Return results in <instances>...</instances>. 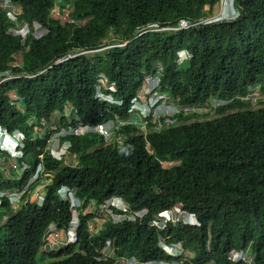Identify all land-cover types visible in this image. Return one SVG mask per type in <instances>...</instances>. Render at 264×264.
I'll return each instance as SVG.
<instances>
[{
	"label": "trees",
	"instance_id": "obj_1",
	"mask_svg": "<svg viewBox=\"0 0 264 264\" xmlns=\"http://www.w3.org/2000/svg\"><path fill=\"white\" fill-rule=\"evenodd\" d=\"M4 1L0 126L24 139L16 158L0 149V264H126L127 258L264 264V96L245 99L254 86L264 94V0H234L237 18L211 22L203 20L220 0H10L13 7ZM36 23L45 30L40 37ZM24 24L26 35L19 32ZM182 50L190 56L180 61ZM100 74L114 85L102 90L121 104L96 95ZM149 75L159 76L157 91L176 104H207L210 111L134 122L131 106ZM109 119L110 138L69 134L60 139L69 143L61 158L48 150L54 126ZM39 164L43 171L33 179ZM62 185L81 201L76 237L46 249L49 226L66 231L74 217L71 199L58 192ZM25 187L15 205L10 193ZM39 187L41 204L33 198ZM112 197L128 206H110L125 214L120 221L98 214L107 213L103 205ZM179 205L199 224L151 223ZM161 237L183 252H166ZM234 251H245L251 262L233 260ZM40 252L51 260L38 261Z\"/></svg>",
	"mask_w": 264,
	"mask_h": 264
},
{
	"label": "rangeland",
	"instance_id": "obj_2",
	"mask_svg": "<svg viewBox=\"0 0 264 264\" xmlns=\"http://www.w3.org/2000/svg\"><path fill=\"white\" fill-rule=\"evenodd\" d=\"M208 6L206 7V10H208ZM222 9V1L220 0L213 8V13L211 15V18H214V17H218V15L220 14V10ZM19 10V8H16L14 11L17 12ZM57 10V7L54 8L53 12H55ZM68 11V10H67ZM67 11L64 13V14H61V17L62 18H66L67 17ZM58 11H56L55 13L57 14ZM161 28H157V30H160ZM163 30V29H161ZM90 53H94V52H90ZM184 53L185 50H182L180 51V54H181V57H180V61L183 59L184 57ZM19 63H21L20 59H18ZM0 83H1V80H0ZM109 82H105V84H108ZM152 92V83H151V79L150 77L148 78V76L146 77V80H145V83H144V91L143 92H139V96L138 98L135 99L134 101V110H132V118L131 120H133L134 122L140 124V125H145L146 121H144V115L147 116L149 115L150 113L152 115L155 116H161L165 113H175V112H179L181 110H183L185 113H189V112H192V111H199V112H202V113H205V112H208L210 111V108L207 104H203L201 106H183V105H178V104H175V101L173 100L172 97H166L164 96L163 93L161 94H153L151 93ZM149 94V95H148ZM262 96H264V94H262L261 92H259L258 90V86H254L252 88L249 89L248 91V94L247 96H245V99H252V101H257L258 99H260ZM13 97H15L13 95ZM213 104H216V103H221L220 100H212ZM21 109L23 108L24 109V106L23 104L20 105ZM135 109H138L140 112H137V110ZM66 110L69 112L70 111V105H67L66 106ZM212 113V111H211ZM142 117H141V116ZM53 130L51 131V139H50V150L55 153L56 155H59L61 152H64V149L66 148L67 146V143L65 144H61L60 147H58L59 145V139L58 137H60V135H62L63 132H65L63 130V128L60 129V131H57L56 130V126H54L52 128ZM50 132V131H49ZM48 131H46L45 133H49ZM18 135L21 136V133H19ZM0 138H2V136H0ZM58 148V149H57ZM57 149V150H56ZM14 153V152H13ZM72 161H74L75 163V160L73 159ZM9 163L10 164H17V162L10 158L9 159ZM174 163H177V162H174ZM173 163V164H174ZM165 164H172V163H165ZM19 173H21L19 170H18ZM4 173L6 176H8V171L5 169L4 167ZM34 178V177H33ZM45 180V179H44ZM41 187H39L38 189L35 190L34 192V195H33V198L35 199L36 198V194L37 192H41ZM22 193L21 190L19 189H16V191L14 192H11V198H12V201L13 203L15 204L17 201H18V197L20 196V194ZM1 194V193H0ZM13 204V205H14ZM16 205V204H15ZM125 207H128V206H125ZM176 207H181L180 205L179 206H176ZM103 209H106L107 210V213H104V211L102 212V210H99L98 211V214H102V217L103 216H106L109 212H110V209L108 208H105V206L103 205ZM175 210V208H174ZM118 215V214H117ZM159 216V215H158ZM172 217V215H170ZM102 217H98L99 220H97L100 224V220ZM117 217H120V215H118ZM160 218V217H159ZM4 219H7V216L4 218ZM75 224L73 226H76L77 225V220L74 221ZM153 222V221H152ZM154 223L158 224V221H154ZM164 222L163 224H159L161 225V227H165L164 226ZM155 225V224H153ZM71 231L75 232L74 229H71ZM69 233V231H68ZM64 229H54L53 233L49 234V231L46 232L45 234V239L47 240V244H45L44 247H46V249H58L60 248L61 246L63 245H66L68 243V240L70 239V235L71 233L68 234ZM73 236L75 237V233L73 234ZM72 239V238H71ZM163 239H165V237H163ZM111 247L108 246L106 247V249L104 250V252L109 255L111 253ZM174 253H170L172 255H178L180 253H182V249H179V251L176 252V250H173ZM188 254V252H187ZM189 254L192 256L193 253L189 252ZM37 260L38 261H50L51 258L47 255H43L42 252H40L37 256ZM242 260V259H241ZM249 262H251V257L248 258ZM163 261V260H162ZM160 264H168L166 262H160Z\"/></svg>",
	"mask_w": 264,
	"mask_h": 264
},
{
	"label": "built area",
	"instance_id": "obj_3",
	"mask_svg": "<svg viewBox=\"0 0 264 264\" xmlns=\"http://www.w3.org/2000/svg\"><path fill=\"white\" fill-rule=\"evenodd\" d=\"M221 1H222V9L220 10V14L218 15V17H214V18L208 17L205 20H203L204 22H211L213 20H215V21H217V20L230 21V20H234L235 18H237L240 15L239 10L235 7L234 0H221ZM4 6L5 7H13L11 2H10V0H5ZM14 10L10 11L11 12L10 13V17L14 21H17V14L18 13L15 12ZM195 24H198V23H195ZM183 26H189V25L187 23H184ZM161 29H163V28H161ZM28 31H29V27H28L27 24H24L23 27L19 30V32L22 33L23 35H26ZM44 31L45 30H43V28L41 27L40 24L36 23L34 25V35L36 37H40L43 34ZM149 77H150L151 83H152V92L151 93H153L155 95L159 94L158 91H157V86L159 85V80H160L159 76L158 75H149L148 78ZM105 82H108L107 76L105 74H100L99 78H98L96 95L99 98H103V99H106V100L113 101L111 95L105 93V91H103L101 87L112 88V89H114V87H113V85L105 84ZM118 102L121 103V101H118ZM167 121H169V120L165 119V122H167ZM120 123H123V121H120ZM114 124H115V121H113V120H109V121H106V122H101L97 126L92 128V130H96L97 132L103 134L106 139H108V138H110L113 135V125ZM85 130L86 129H82V130H78V131L75 130V132L79 133V132H84ZM57 156L61 157V153L59 155H57ZM26 188L27 187H25L22 190V193L25 191ZM36 198H37V201L39 203H42L44 201V197H43L41 192H37ZM70 198L72 200V209L74 211H76V207H78L81 204V202L75 196H72ZM111 205H114L115 207H118V208H120V209H122L124 211L127 210L128 207H125L127 205L123 202V200L121 198H117V197H113V198L107 200L104 203L105 208L110 209V212L108 213L109 216L110 215L113 216L115 220H119V221L122 220L125 217V214L117 213L118 215H120V217H117L118 215L115 214V212H113V210L110 207ZM174 208H175V210H174ZM174 208L166 209V210L162 211L159 214L158 218H155L153 220V222H151V223L155 224L157 227L163 229L164 227L163 228L161 227L163 222L165 223L164 224V226H165L168 221H172L174 223H180V222L188 223V222H192L193 221V219H194L193 215L189 214L184 208H182V207H174ZM106 212H107V210H106ZM170 215H172V217ZM128 216H129V218L135 219L136 218V213L129 212ZM75 220H77V225L73 226L75 224V222H74ZM154 221H158V224L154 223ZM78 223H79V221L75 217V219L71 222V225L68 228L69 233H71V234H69L70 235V237H69L70 239L69 240H72L74 238L73 234L75 232L71 231V229H74L76 231ZM159 224H161V225H159ZM54 229H55V226L51 225L49 227V229H48L49 234L53 233ZM108 244H110V241H109ZM159 245L161 247H163L165 249V251L168 252V253H174L173 250H176V252H177V251H179V249H182L180 243H167L166 240L163 239V237L160 238ZM182 252H183V250H182ZM237 258L245 259L243 253L234 252L233 255H232V259H237ZM160 262H166V261L152 260V261H146V262H139L135 258H127L126 259V264H160ZM166 263H168V264H179V262L176 261V260H174L173 262H166Z\"/></svg>",
	"mask_w": 264,
	"mask_h": 264
},
{
	"label": "clouds",
	"instance_id": "obj_4",
	"mask_svg": "<svg viewBox=\"0 0 264 264\" xmlns=\"http://www.w3.org/2000/svg\"><path fill=\"white\" fill-rule=\"evenodd\" d=\"M5 2V1H4ZM236 7V6H235ZM15 9V8H14ZM186 53H184V57L186 56V54H188L189 56H190V54L189 53H187V51H185ZM180 57H181V54H180ZM183 57V58H184ZM108 82H109V80H108ZM159 83H160V80H159ZM108 85H113L112 83L111 84H108ZM114 86V85H113ZM157 87H159V85L157 86ZM105 93H107V94H110V93H108V92H105ZM158 93L159 94H161L159 91H158ZM164 94V93H163ZM111 95V94H110ZM149 95V94H148ZM164 96H166L165 94H164ZM112 97V99H113V101H110V100H108V101H110V102H112V103H119L118 101H121V100H116V99H114V97L113 96H111ZM167 97V96H166ZM103 99V98H102ZM136 99V98H135ZM135 99H134V101H135ZM103 100H106V99H103ZM221 103H223V101H221ZM119 104H121V103H119ZM176 104V103H175ZM134 102H133V104H132V106H131V110H134ZM135 110H137L138 112H140L138 109H135ZM175 113H177V112H175ZM175 113H165V114H163V115H161V116H155V117H163V116H165V115H173V114H175ZM149 115H152L151 113L149 114ZM145 116V115H144ZM148 116V115H147ZM152 116H154V115H152ZM110 120V119H109ZM109 120H106V121H109ZM106 121H104V122H106ZM145 121V120H144ZM99 123H101V122H99ZM98 123V124H99ZM97 124V125H98ZM97 125H94L93 127H91L90 125L88 126V125H85V124H79V125H77V126H70V127H68V128H64V127H62L63 128V130L65 131V132H63L62 133V135H60V137H58V139H59V145H58V147H60V145H61V143H60V139H61V137L62 136H65V135H69V134H75V135H79V134H82V133H85L86 131H96V130H92V128H94L95 126H97ZM82 129H86L84 132H79V133H76L75 132V130H82ZM113 129H114V125H113ZM58 131H60V129L58 130ZM19 133H21L20 131H16L15 133H10L6 128H4V127H1L0 126V136H2V138H0V149L2 150L1 152H4V153H9L10 154V156L12 157V158H16V156H19V155H23L22 154V148H23V139H24V135L21 133V136L20 135H18ZM65 143H67V146H66V148L64 149V152H61V157H62V155L63 154H66L67 152H68V150H67V148H68V146H69V143L68 142H64V143H62V144H65ZM49 146H50V142H49ZM58 149V148H57ZM56 149V150H57ZM48 150L53 154V155H55L56 157H58L55 153H53L51 150H50V148L48 147ZM14 152V153H13ZM42 156V155H41ZM61 157H58V158H61ZM26 168V164L24 163V165L22 166V170L23 169H25ZM43 171V167H42V165L41 164H39V166H38V168H37V171H36V173L34 174V178H36L37 176H38V174H39V172H42ZM46 175V174H45ZM33 178V179H34ZM14 191H16V190H14ZM13 191V192H14ZM22 191V190H21ZM41 192H42V190H41ZM58 192H59V194L63 197V198H70V197H72V196H75L74 195V190L72 189V188H70V187H68L67 185H62L61 187H59V189H58ZM1 194L0 195H3L4 193L3 192H0ZM69 193V194H68ZM23 194V193H22ZM22 194H20V196L22 195ZM68 194V195H67ZM10 196V198H11V194L9 195ZM75 197H77V196H75ZM19 198L20 197H18V200H19ZM79 200H80V198L79 197H77ZM113 198V197H112ZM37 199V198H36ZM71 199V198H70ZM11 200H12V198H11ZM72 201V200H71ZM13 202V201H12ZM81 202V201H80ZM41 204V203H40ZM71 207H72V204H71ZM186 210V209H185ZM189 214H191V215H193V221L192 222H188V223H184V224H190V225H196V224H199V221H198V218H197V216H196V214L195 213H193V212H191V211H188V210H186ZM6 217V216H5ZM4 217V218H5ZM75 217L78 219V213H77V211H74V217H73V220L75 219ZM72 220V221H73ZM78 221H79V219H78ZM182 223V222H181ZM79 224V223H78ZM51 225H54L55 226V224H51ZM50 225V226H51ZM49 226V227H50ZM78 227V226H77ZM49 229V228H48ZM55 229H57L56 227H55ZM76 230H77V228H76ZM48 231V230H47ZM66 232L68 233V229L66 230ZM69 234V233H68ZM75 237H76V231H75ZM75 237L72 239V240H68V243L70 242V241H73V240H75ZM45 238V237H44ZM46 240V239H45ZM46 244H47V240H46ZM234 252H241V253H243V255H244V257H245V259H247L248 257H247V254H246V252L245 251H234ZM233 252V253H234ZM233 253H232V255H233ZM245 260V259H243V258H237V259H233V260Z\"/></svg>",
	"mask_w": 264,
	"mask_h": 264
}]
</instances>
